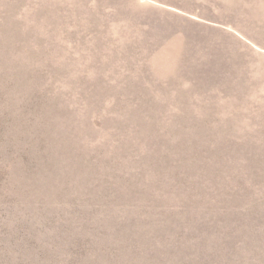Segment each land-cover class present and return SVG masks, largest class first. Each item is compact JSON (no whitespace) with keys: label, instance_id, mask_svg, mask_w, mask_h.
Segmentation results:
<instances>
[{"label":"rangeland","instance_id":"1","mask_svg":"<svg viewBox=\"0 0 264 264\" xmlns=\"http://www.w3.org/2000/svg\"><path fill=\"white\" fill-rule=\"evenodd\" d=\"M0 264H264V0H0Z\"/></svg>","mask_w":264,"mask_h":264}]
</instances>
